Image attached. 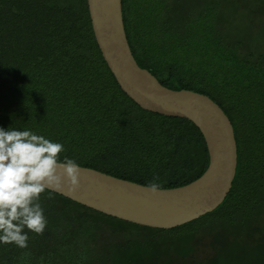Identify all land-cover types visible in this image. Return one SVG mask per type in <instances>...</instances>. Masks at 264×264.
Listing matches in <instances>:
<instances>
[{
  "label": "trees",
  "instance_id": "obj_1",
  "mask_svg": "<svg viewBox=\"0 0 264 264\" xmlns=\"http://www.w3.org/2000/svg\"><path fill=\"white\" fill-rule=\"evenodd\" d=\"M122 3L139 66L165 87L209 96L231 120L233 187L215 211L169 230L46 190L44 233L25 229L23 249L0 243V264H264V0H140L135 14ZM191 53H202L199 69ZM0 128L30 130L62 144L61 159L146 186L181 187L209 165L191 121L146 111L121 89L87 0H0ZM103 228L123 238L101 244Z\"/></svg>",
  "mask_w": 264,
  "mask_h": 264
},
{
  "label": "water",
  "instance_id": "obj_2",
  "mask_svg": "<svg viewBox=\"0 0 264 264\" xmlns=\"http://www.w3.org/2000/svg\"><path fill=\"white\" fill-rule=\"evenodd\" d=\"M95 39L121 89L142 109L191 121L203 135L209 165L197 180L157 194L146 185L80 166L75 192L51 191L104 215L135 225L173 229L212 213L223 204L237 174L234 127L209 96L165 87L137 63L124 23L122 0H87Z\"/></svg>",
  "mask_w": 264,
  "mask_h": 264
},
{
  "label": "clouds",
  "instance_id": "obj_3",
  "mask_svg": "<svg viewBox=\"0 0 264 264\" xmlns=\"http://www.w3.org/2000/svg\"><path fill=\"white\" fill-rule=\"evenodd\" d=\"M64 151L62 144L30 130L0 128V243L27 248L25 229L40 235L47 227L41 194L79 189L80 165L61 159ZM160 189L155 181L145 188L152 194Z\"/></svg>",
  "mask_w": 264,
  "mask_h": 264
},
{
  "label": "rangeland",
  "instance_id": "obj_4",
  "mask_svg": "<svg viewBox=\"0 0 264 264\" xmlns=\"http://www.w3.org/2000/svg\"><path fill=\"white\" fill-rule=\"evenodd\" d=\"M128 1V6H129V11L130 12H133L134 14L135 13H137V12H140V0H127ZM192 5V8H200L201 7V5H202V0H193V4H191ZM240 5V4H239ZM240 7L241 8H243V5L241 4L240 5ZM237 18H240L241 20H243L242 21V23H246L247 22V24L248 23H250L249 21H250V19L249 18H241V17H239V16H237ZM215 27V25H212V28H214ZM254 30V29H253ZM252 30V31H253ZM202 50V49H201ZM178 54L177 53H174L173 55H172V57L169 59V60H171L172 58H174V57H176ZM195 54L194 53H191L190 55H189V57H190V59H192V62H193V66L195 67V68H197V69H199L200 67H199V63L201 62V60H202V58H201V55H202V53L199 55V56H194ZM193 60H195V61H193ZM104 230H107V228H103ZM104 235H105V237H102V238H99L98 239V242L99 243H101V244H104V243H106V242H111L112 240H114V241H116V240H120V239H122L123 237H121V236H119V235H117L116 233L114 234L111 230H107V231H105L104 232ZM113 241V242H114ZM201 254L202 255H204V251L203 252H201ZM206 256V255H205ZM205 256L204 257H200V258H195L197 261H199V262H204V258H205Z\"/></svg>",
  "mask_w": 264,
  "mask_h": 264
}]
</instances>
